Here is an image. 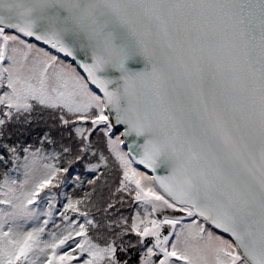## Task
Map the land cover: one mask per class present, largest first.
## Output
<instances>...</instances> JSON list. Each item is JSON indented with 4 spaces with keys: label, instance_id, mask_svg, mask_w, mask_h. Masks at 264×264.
Masks as SVG:
<instances>
[{
    "label": "snow or ice",
    "instance_id": "6c2138e0",
    "mask_svg": "<svg viewBox=\"0 0 264 264\" xmlns=\"http://www.w3.org/2000/svg\"><path fill=\"white\" fill-rule=\"evenodd\" d=\"M0 264H264V0H0Z\"/></svg>",
    "mask_w": 264,
    "mask_h": 264
},
{
    "label": "water",
    "instance_id": "95a60500",
    "mask_svg": "<svg viewBox=\"0 0 264 264\" xmlns=\"http://www.w3.org/2000/svg\"><path fill=\"white\" fill-rule=\"evenodd\" d=\"M130 67H132L134 70H139L143 67L142 64H136V65H131Z\"/></svg>",
    "mask_w": 264,
    "mask_h": 264
}]
</instances>
